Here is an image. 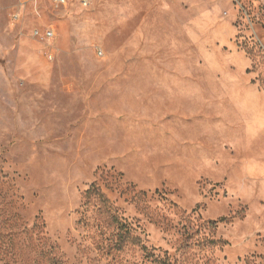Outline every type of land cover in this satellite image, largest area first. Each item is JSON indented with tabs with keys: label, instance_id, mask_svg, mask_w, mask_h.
Masks as SVG:
<instances>
[{
	"label": "rangeland",
	"instance_id": "1",
	"mask_svg": "<svg viewBox=\"0 0 264 264\" xmlns=\"http://www.w3.org/2000/svg\"><path fill=\"white\" fill-rule=\"evenodd\" d=\"M25 1L0 0V264H264V0Z\"/></svg>",
	"mask_w": 264,
	"mask_h": 264
},
{
	"label": "trees",
	"instance_id": "2",
	"mask_svg": "<svg viewBox=\"0 0 264 264\" xmlns=\"http://www.w3.org/2000/svg\"><path fill=\"white\" fill-rule=\"evenodd\" d=\"M87 198H99L101 204L100 215L105 217L108 226L116 229L117 241L114 245V248L118 251H121L127 244L133 246H141V241L139 238L132 235V229L128 224L123 220L119 219L115 213H113L109 207V201L105 196L100 192V190L91 186V188L86 192ZM143 251L146 252L147 249L141 246ZM147 253V252H146ZM147 257H154L151 254H147ZM154 264H170L167 259H160L155 257L153 260Z\"/></svg>",
	"mask_w": 264,
	"mask_h": 264
},
{
	"label": "built area",
	"instance_id": "3",
	"mask_svg": "<svg viewBox=\"0 0 264 264\" xmlns=\"http://www.w3.org/2000/svg\"><path fill=\"white\" fill-rule=\"evenodd\" d=\"M38 1L39 0H26L25 2H33L34 4H36ZM44 1L54 8H60V7L64 8L68 5V2H69V0H44ZM33 35L34 37H37L39 39L48 40V41H50L54 37V33L52 29H48L45 32L35 30Z\"/></svg>",
	"mask_w": 264,
	"mask_h": 264
}]
</instances>
